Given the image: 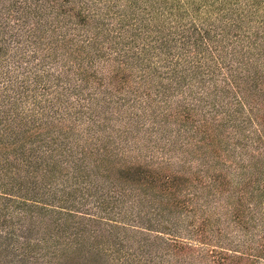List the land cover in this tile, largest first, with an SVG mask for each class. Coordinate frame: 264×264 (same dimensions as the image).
<instances>
[{
    "label": "trees",
    "instance_id": "trees-1",
    "mask_svg": "<svg viewBox=\"0 0 264 264\" xmlns=\"http://www.w3.org/2000/svg\"><path fill=\"white\" fill-rule=\"evenodd\" d=\"M5 1L0 6V145L15 144L24 129L40 125L43 115L49 118L42 123L52 124L57 132L63 121L70 122L61 139L76 144V150L62 145V158L53 154L56 142L49 144L50 137L0 149V208L11 203L28 210L25 232L30 235L38 229L34 215L40 216L41 240L47 243L41 253L47 258L44 263L64 264L72 243H86L85 232L110 264H264V85L259 83L264 74V0H126L123 6L117 5L119 0H105L104 15L118 17L115 38L121 43L111 42L119 52L99 62L106 67L102 76L87 71L91 61L81 63L85 46L101 60L90 42L99 37L80 40V45L66 38L67 31L75 35L70 32L76 30L74 16L87 18L70 0ZM80 6L89 5L83 0ZM9 12L13 25L7 20ZM62 55L72 61L66 63ZM124 68L136 71L130 89L123 88L128 78ZM90 77L99 98L84 92ZM109 89L120 93L113 98ZM93 100L129 108L121 143L138 151L131 139L139 138L145 148L159 149V161L136 156L139 169L150 170L151 175L140 174L150 176L141 181L147 185H122L111 169L100 172L92 159L98 148L85 145H93L92 138L102 131L98 117L103 111H94ZM201 102L210 107L195 116V109L207 105ZM75 123L84 129L76 132ZM225 126L233 131L234 141L226 140L222 149L216 136ZM142 128L155 132L154 139L163 144L150 143V133L145 139L135 137ZM81 134L87 142L79 140ZM203 138L211 155L200 158ZM105 139L107 149L117 148L114 139ZM171 152L177 171L196 164L195 176L162 173ZM223 156L230 165L220 161ZM211 164L228 171H212ZM183 180L194 187L191 193L181 195L178 181ZM70 226L73 231L67 233ZM192 237L198 240L197 253L190 252ZM25 247L38 246L28 242Z\"/></svg>",
    "mask_w": 264,
    "mask_h": 264
},
{
    "label": "rangeland",
    "instance_id": "rangeland-1",
    "mask_svg": "<svg viewBox=\"0 0 264 264\" xmlns=\"http://www.w3.org/2000/svg\"><path fill=\"white\" fill-rule=\"evenodd\" d=\"M10 1H13V0H10ZM57 1H59V0H57ZM82 1L83 0H70L69 5H71L73 7V9H75V10H80V11L84 12L86 14L87 18L85 20H83V19L79 20L78 17L74 16V18H72V20L74 22V26H75L74 28L76 30H71L70 32L74 33L75 35L72 36L67 31V32H65L66 38H69V37L75 38L76 39L75 45H80V43H81L80 40H82V41H85L87 39L89 40L90 36H94V35H97V37H99L96 42H94L93 40H91L90 42L96 46L95 51L99 52V55L102 56V58L98 57L99 59L101 58V60L96 61L94 58L95 55H93L94 51L92 52L91 49H89L87 46H85V48H87V51L86 50L82 51L83 58L81 59V63L85 60H88L89 62L91 61V63H90L91 68H87V71L89 73H92V71H94L97 75L102 76L105 73L104 70L106 69V67H101L99 65V62L105 63V61L106 62L110 61V59L115 57V53L117 51L119 52V50L117 48H113L112 45L110 44L111 42L113 44L114 43H121V42H118L119 40H116V38H115L116 36H118V32H119V30L117 29V25H116V19L118 20V17H116V15H112L109 17L107 15H104L103 11L106 8L105 7L106 4L104 3V2H106L105 0H86L87 5H89V6H87L88 9L80 6V3ZM125 3H126V0H119L117 5L123 6V5H125ZM5 4H6L5 0H0V6L4 7ZM260 10H262L261 15L263 16V18L262 17L261 18H262V21L264 24V7L260 8ZM8 15H9V17L7 18L8 23L10 25H13L11 23L14 21V17L12 16L11 12H9ZM251 25L254 27L255 22L253 21V23H251ZM137 40L139 41V38H137ZM60 51L64 53V49H60ZM63 57L66 59V63H69L70 61H72L70 58L66 57L65 55ZM113 62L115 64L117 63L116 61H113ZM232 63L234 66L237 65V63H235V62H232ZM124 66L125 65H123L121 67H124ZM83 67H85L84 63H83ZM123 71L128 72V78L126 79V81H124L123 88L130 89V88L134 87L135 86L134 85L135 80H133V78H134V75L136 73L135 69L133 70L131 68L130 69L124 68ZM222 71L227 72V70L226 71L222 70ZM261 77L263 78V80L260 79L259 83L263 87V85H264V74H261ZM89 82H90L89 90L86 89V90H84V92L85 91L91 92L92 96L95 98L101 97V93L99 92V89H96V87H95L96 85H95V82L93 81V78L90 77ZM178 92L180 93L181 91L178 90ZM119 93H120V91H113V89H109L108 96L115 98ZM72 99H70V100H72ZM93 102L96 104V105H93L94 111H97V110H98V112L100 110L103 111L102 114L99 113L100 117H98L99 119L101 118L100 125H101V129L103 132L99 131L97 133V137H96L97 139L95 137L92 138L93 145H87V143H85V145L88 148H90L91 146L98 148V154L93 155L92 159L99 164L100 172L111 169L112 170L111 173H113L115 177L119 178L117 181H119L120 184L126 185L128 183L129 185L133 184L135 186H138L140 184V185L144 186V184H146V183H141L143 177L147 180V179H149L148 177H150V176L140 175V174H143L142 172H144L147 168L145 166H142V168L139 169L140 166H138L139 165V164H137L138 162L135 161V159L137 158L136 156L141 154V157H143V158L145 157L146 160L159 161V157L161 155L159 153L160 152L159 149L155 151L154 148H152V147L149 148L151 145H149L148 148H145V146L142 145L143 140H139V138H136V139L134 138L135 140L131 139V144L134 145V147H140V150H138V151L136 149L131 148V147H127L123 142L121 143V140L123 139V136H124L122 131H124L125 126H127L126 122L128 119L126 118V116H128L129 108L125 107V109H121V108L117 109L118 105H117V107H114V106L108 104L105 107V104L102 101L93 100ZM196 103L198 105V102H196ZM201 103H206V102H201ZM201 103H199V105H201ZM154 104L155 105H161V103L158 101H155ZM206 104L207 105L202 106L201 109L196 107L197 109H195V111H194V113H196L195 116H200L201 112H203L204 110H206L210 107L209 106L210 104H208V102ZM171 111L173 112L174 109H172ZM62 112L63 111L59 110V113H62ZM46 117L49 118L47 115L42 116V118L44 119L43 121H45ZM177 117L181 118L179 116H177ZM107 118H108V120H107ZM169 118L173 120V116H171ZM172 120H169L170 124L172 123L171 122ZM43 121L40 122L39 126L37 125L35 127H28L27 130L24 129V132L22 133V135H20L19 140L15 144H13L12 146L4 147L3 145H0L1 151H3L4 148H6V149H11L12 147L14 148V147L18 146L21 142H26V145L29 146L30 145L28 142L29 140H32V139L33 140L34 139L40 140L42 138H49L50 137L49 138V141H50L49 144L53 145L52 142H56L55 143V145H56L55 149H57V150H54V152H53L55 157H61L62 158L63 156H65L61 151V146L64 144L68 145V141L66 139H61V135L65 132H68L67 126L70 124V122L63 121L60 124V131L57 132V130L54 128V126L52 124L42 123ZM212 121L213 120H210V123H209L210 126H211ZM171 125L173 126V124H171ZM171 125H170V127H171ZM84 126L85 125H82L80 123H75V126H73V127H75V130H77L76 132H81V130L84 129ZM148 128H150V127H147L146 129H148ZM49 129H52L53 131H49ZM146 129L145 128L140 129L138 131V133H134V134H136L134 136L135 137L142 136L141 139L142 138L145 139L144 137L145 136L147 137V133H150L152 136V138H150V143L159 145L162 142V140L154 139L156 133L151 132V131H147ZM172 131H173V129H172ZM236 131H241V130L236 129ZM236 131L233 134L234 139H235V136L238 135V133ZM105 133L108 135H104ZM154 133H155V135H154ZM232 133H233V131H231L230 128H228V126H225L224 131L223 132L220 131V136L219 137L216 136L217 137L216 142L222 144V149L226 145V140H228L230 143H233L234 140L232 137ZM241 133H242V131H241ZM82 134L78 136L79 140H81V142L82 141L87 142V139H84L81 137ZM102 135L104 137H101ZM45 136H47V137H45ZM71 136H73V138H76L73 134ZM84 136L85 135H83V137ZM105 137L114 139L113 144L117 148L113 149L112 146L109 145L110 147L107 149L108 146L107 147L104 146V143L106 141ZM172 139H173V137H171V140ZM205 139L206 138H203V140L201 141V142H203L202 145H198L199 146L198 148L199 149L201 148V151H199L201 153L200 158H201L202 154H204V153L206 155H211V151L208 150V146L203 145V144H205V142H207ZM217 143H215V145ZM162 144H163V142H162ZM175 145H176V143H175ZM75 146H76V144L74 141L70 145H68V147H70L72 150H76ZM248 148L251 149V147H249V146H248ZM248 148H246V149L249 152ZM151 149H154V150H151ZM43 151H45V150H43ZM171 153H172L171 156H173V158L169 161V163H167L169 165V167L167 168V171L165 168H163L161 170L162 173H164L166 175H179V174H183L186 171V177L188 176L187 179L195 176V173H196L195 170L197 168L196 164H192L191 167L188 166L190 170H188L187 168H182V169H179L177 171V169H178L177 166H179V165H177V162L174 160L175 153L174 152H171ZM106 154L110 159H106ZM216 159H217V157H216ZM161 161L168 162L166 159H162ZM220 161L222 163L226 162L227 165H230L229 164L230 161H229V159H227L226 156H223L220 159ZM88 162L93 164V162L91 160ZM156 163H158V162H155L153 165H156ZM158 164H162V163H158ZM127 169H131L129 171V176H131L130 178L126 174ZM208 169L217 172V171L227 169V168H222V166H221V168H219L217 165L211 164L210 167H208ZM226 171H228V169ZM145 172H147V175H151L149 169H148V171H145ZM117 173H121L122 177H119ZM169 173H171V174H169ZM37 175H39V172H37L35 176H37ZM172 177H174L175 180H180L179 176H172ZM263 177H264V173H263ZM123 178L128 179L129 181L125 182V180H123ZM131 179H132V181H130ZM178 183L180 184V187H178V190H181V195L186 194L187 192L191 193L192 192L191 189L194 188L190 185L186 186L187 181H185V180L178 181ZM155 189L158 190L159 187H156ZM89 209L90 210H88V212L90 213V215L93 214L94 209L91 208V206ZM28 213H29L28 210L20 209L18 207L16 208L11 203H9L4 208L1 205V208H0V264H41L42 262L44 263V261L47 260V258L43 257V255L41 254L44 250V249H42V247L47 244L46 242L41 240V235L44 233L42 230L43 229V223H42L43 220L41 218H39L40 216L38 217L37 215H34L35 216L34 227H35V229L38 228L37 232L34 231L31 233V235L26 234L25 226L28 225V222L30 221L27 219ZM24 218H26V219L24 220ZM62 222H63V220L59 221V224H62ZM86 223H88V225H90L92 227L97 228V230L101 229V232L105 233V231L102 230L101 227L95 226V224H96L95 222L88 221ZM65 231H66V228H65ZM72 231H73V226H70L67 229V233H71ZM174 234L179 235L180 237H183V238L189 237L182 232H177ZM83 235H84L83 239L86 241V243H83V241H81V242L75 241V243H72L71 246H69L65 255L63 256V260H62L63 263L64 264H110L109 260H107V258L104 256V254L103 253H97L98 251H96L94 249V247L89 243V241H91V236H89V240H88V234L83 232ZM192 238H193L192 240L194 242L190 245V249H191L190 252L191 253H197L199 251V248L197 247L198 240L196 239V237H192ZM28 242L31 243L32 245L38 246V247H35L33 249L28 250L25 247L26 243H28ZM80 243L82 245H80ZM74 244L76 246H78V248H79L77 251H74L75 250ZM186 253H187V251L185 253H183V257L185 259L187 258ZM210 263L212 264V262H210ZM44 264H47V263L45 262Z\"/></svg>",
    "mask_w": 264,
    "mask_h": 264
}]
</instances>
